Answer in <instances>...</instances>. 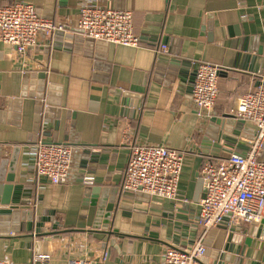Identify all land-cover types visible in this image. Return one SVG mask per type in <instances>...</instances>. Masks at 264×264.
<instances>
[{"label":"crops","instance_id":"obj_1","mask_svg":"<svg viewBox=\"0 0 264 264\" xmlns=\"http://www.w3.org/2000/svg\"><path fill=\"white\" fill-rule=\"evenodd\" d=\"M97 1L133 12L138 48L66 29L74 28L80 0H0V6L34 4L45 18L64 23L22 59L0 42V260L9 264H163L167 248L190 249L204 233L198 224L203 163L246 153L256 137V127L233 111L239 98L264 85V0ZM162 45L169 47L165 54L158 53ZM200 62L220 67L210 120L197 117L191 100ZM222 133L235 140L220 141ZM39 140L72 147L71 182L54 185L36 174ZM136 144L184 153L176 200L122 190ZM87 176L93 185L83 182ZM8 186L20 189L3 205ZM102 191L117 198L108 224L105 209L97 218ZM13 194L18 210L3 214ZM28 214L33 222L45 219L42 227L21 221ZM260 221L226 218L209 230L203 264L222 253L229 259L224 264H233L237 255L225 250L229 239L252 237ZM253 253L245 264L261 259ZM44 256L50 259L39 260Z\"/></svg>","mask_w":264,"mask_h":264},{"label":"built area","instance_id":"obj_2","mask_svg":"<svg viewBox=\"0 0 264 264\" xmlns=\"http://www.w3.org/2000/svg\"><path fill=\"white\" fill-rule=\"evenodd\" d=\"M74 28L84 37L98 42L138 48L140 38L133 25V12L102 5L97 0H80ZM64 23L42 16L31 3L17 2L0 6V42L14 46L21 59L42 40L63 31ZM169 51L162 45L158 53ZM191 100L197 117L210 120L214 116L219 96L220 67L211 62L196 64ZM237 119L250 122L257 135L246 153H231L220 161L206 160L201 167L206 195L201 202L198 224L204 233L190 249L169 247L163 254V264H203L207 254L204 237L226 218L236 223H252L264 217V85L239 98L233 111ZM73 149L66 144L39 140L34 149L36 174L54 185L71 182ZM184 163V153L164 145L136 144L132 147L125 170L122 190L144 193L153 197L176 200ZM83 182L94 184L87 176ZM49 257H39L48 261ZM106 259V255L103 258ZM0 264H9L0 260ZM73 264H97L89 259H77Z\"/></svg>","mask_w":264,"mask_h":264},{"label":"water","instance_id":"obj_3","mask_svg":"<svg viewBox=\"0 0 264 264\" xmlns=\"http://www.w3.org/2000/svg\"><path fill=\"white\" fill-rule=\"evenodd\" d=\"M66 29L71 30L74 35H75V33H79L80 34V32L77 29H75V28L70 29L69 27H67ZM173 68H175V67H173ZM233 134L235 135L236 133H233ZM256 135H257V132H256ZM219 137H220L219 138L220 141H222L224 139V137L227 140H231V139L235 140L233 137L225 136L223 133L219 134ZM219 139H218V141H219ZM55 144H59V143H55ZM216 147L217 148L221 147L219 149L223 148L221 143H217ZM223 149H224V151L232 152L231 150H225V148H223ZM261 160L264 161V153L262 154ZM19 189L20 188L18 186H16V187H12V186L6 187L5 188V190H6L5 191V197L6 198L2 202V204L3 205H10L11 201L9 200V196H11L12 190H13V193H15V195H16L19 192ZM93 192L95 193V196L97 194H99V190L98 189L93 190ZM107 192L108 191L100 192L102 198H101V201H100V204H99V211H98V214H97V218L99 219V217H101L100 215H102L104 213L103 210L105 209V211H106V213H105V219H106L105 224L111 223L110 220L113 217V213L115 212V208L117 207L116 206L117 198L114 197V195H113L111 197V199L108 200ZM140 194L146 199L150 198V196L148 194H144V193H140ZM15 195H14V198L12 200L13 206L10 207V208H5V210H3V212H2L3 214L13 215V214H15V212H17V210H18L17 205H18L19 201L17 199H15ZM21 216H22V218H21ZM21 216H20L21 221H24V220L28 221L29 224H31V225H33V223L34 224L36 223V226H38V227H42V222H45V219L42 220V222H37L36 220H35V222H33V215L32 214H28V216H29L28 218H26L24 215H21ZM16 223H18V221ZM94 229L95 230H99V224L98 225L96 224L94 226ZM101 231H103L104 233H112V232H108V228L107 227L102 228ZM233 232L236 233L235 230H233ZM40 235H42V234H39L38 236H40ZM235 245L237 247H235ZM225 250L226 251H230L233 254L237 255V258H236V260L234 261L233 264H245L244 260L250 255L249 254L250 250L254 251L253 256L257 252H261V259L258 260L257 262L253 261L251 264H264V218L260 221V223L258 225V228H257V230L255 231V233L253 234L252 237L244 238L243 235L234 234L229 239V243L226 244ZM207 254H208V252H207ZM225 257L226 256L222 253L216 259L210 260V262L206 261V264H224V262H228L229 261V259L227 261V258H225ZM205 260L206 259L203 258L202 263L205 262Z\"/></svg>","mask_w":264,"mask_h":264}]
</instances>
